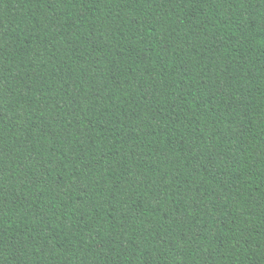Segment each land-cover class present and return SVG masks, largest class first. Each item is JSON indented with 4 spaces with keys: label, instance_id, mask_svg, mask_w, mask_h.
Wrapping results in <instances>:
<instances>
[{
    "label": "trees",
    "instance_id": "1",
    "mask_svg": "<svg viewBox=\"0 0 264 264\" xmlns=\"http://www.w3.org/2000/svg\"><path fill=\"white\" fill-rule=\"evenodd\" d=\"M0 264H264V0H0Z\"/></svg>",
    "mask_w": 264,
    "mask_h": 264
}]
</instances>
